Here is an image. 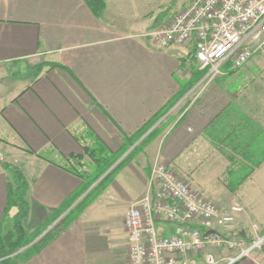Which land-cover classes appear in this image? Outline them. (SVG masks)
<instances>
[{"label":"crops","instance_id":"obj_1","mask_svg":"<svg viewBox=\"0 0 264 264\" xmlns=\"http://www.w3.org/2000/svg\"><path fill=\"white\" fill-rule=\"evenodd\" d=\"M105 1L97 17L85 0H0V225L11 180L7 163L30 183L25 225L32 229L82 185L66 169L70 157L87 146L118 151L125 135L136 133L181 82L203 69L192 43L159 49L142 36L140 17L152 0ZM150 13L144 16L153 20L144 27L149 32L156 23ZM258 57L241 68L225 61L210 81L205 73L178 105L189 102L171 127L68 229L21 264H143L130 257L125 213L155 192L156 161L170 164L221 207L242 205L238 224H264V63ZM23 66L27 73L18 70ZM157 225L164 235L175 233L170 222ZM232 255L222 249V256ZM197 258L203 262V255ZM235 264H264V249Z\"/></svg>","mask_w":264,"mask_h":264},{"label":"built area","instance_id":"obj_2","mask_svg":"<svg viewBox=\"0 0 264 264\" xmlns=\"http://www.w3.org/2000/svg\"><path fill=\"white\" fill-rule=\"evenodd\" d=\"M147 36L159 49L192 43L194 56L207 69L205 79L210 81L221 73L225 61L241 68L257 55L264 57V0H190L171 21ZM4 161L0 151V162ZM151 186L155 192L125 213L132 261L235 264L264 247V226L252 222L239 228L238 217L245 212L242 205L221 207L186 184L170 164L156 161L152 165ZM158 220L172 223L175 233H160ZM242 231L251 241L240 236ZM215 249L232 250L235 255L218 258Z\"/></svg>","mask_w":264,"mask_h":264},{"label":"trees","instance_id":"obj_3","mask_svg":"<svg viewBox=\"0 0 264 264\" xmlns=\"http://www.w3.org/2000/svg\"><path fill=\"white\" fill-rule=\"evenodd\" d=\"M85 2L97 17L103 15L106 9L105 0H85ZM150 15L152 16L153 12L148 16ZM159 21V16L155 17V22ZM156 23L153 28L157 26ZM206 70L196 68L191 79L181 82L180 91L162 109L136 133L124 136V143L118 151L112 152L108 149L102 151L99 146H87L85 153L70 157L73 163L66 169L82 178V185L61 206L53 209L45 222L32 229L25 225V219L30 213V204L26 199L30 183L21 168L7 163L5 168L10 173L11 180L4 218L0 225V264H21L27 261L57 238L61 232L68 229L71 223L111 184L124 166L137 154L144 152L154 139L171 127L189 102L186 101L177 109L178 105L190 89L203 78ZM30 152L34 153L32 150ZM87 157H90L92 162H87ZM51 225L53 226L48 230ZM240 236L247 242L251 241L246 233H241ZM23 248L25 249L21 251Z\"/></svg>","mask_w":264,"mask_h":264},{"label":"rangeland","instance_id":"obj_4","mask_svg":"<svg viewBox=\"0 0 264 264\" xmlns=\"http://www.w3.org/2000/svg\"><path fill=\"white\" fill-rule=\"evenodd\" d=\"M152 1H153V3L151 4L150 7H146V8L143 9V14L140 17V21H139L143 25V30L141 31V34L144 37H146L147 36V33L149 32V31H146V28L144 29V27L147 26L148 23L150 24L151 22H153L152 19H149V18L148 19H145L144 16L147 13H149V12L152 13L153 12V15L152 16L154 18L159 16L160 21L158 23H156L157 26L155 28H153V30H154V29H156V28H158V27H160L162 25L167 24L169 21H171L174 18V16L177 14V12H179L181 9L185 8L190 3V0H152ZM148 15H147V17H149ZM138 20H139V18H138ZM259 56L260 57H258V59L261 60L260 62L261 63H264V57L262 55H259ZM252 62H255V61H252ZM25 67L26 66L19 67L18 70L22 71L23 73H27L28 71L25 69ZM14 69L15 68H9L10 71L11 70L13 71ZM192 89L193 88H191L189 92H191ZM180 106L177 107V109L180 108ZM120 185L124 186L122 180L120 181ZM105 199L107 200L106 201V204H107L108 201H109L108 196ZM252 222H256V223L264 226V224H262L260 222H257V221H251L250 224ZM238 225H239V228H243L244 225H247V224L240 223ZM261 249H264V247H262ZM212 251H214L216 257H218V258H223L224 257V256H222V249L221 250H216L215 249V250H212ZM225 257H227V256H225Z\"/></svg>","mask_w":264,"mask_h":264},{"label":"water","instance_id":"obj_5","mask_svg":"<svg viewBox=\"0 0 264 264\" xmlns=\"http://www.w3.org/2000/svg\"><path fill=\"white\" fill-rule=\"evenodd\" d=\"M210 232H212V231H210ZM242 234H244V231H242ZM27 247H28V246H27ZM27 247H25V248H27ZM25 248L21 249V251L24 250Z\"/></svg>","mask_w":264,"mask_h":264}]
</instances>
